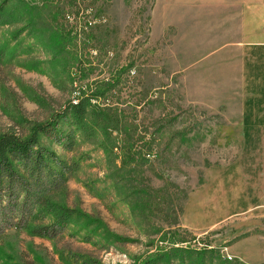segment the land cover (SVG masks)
Masks as SVG:
<instances>
[{"label": "rangeland", "instance_id": "374dc122", "mask_svg": "<svg viewBox=\"0 0 264 264\" xmlns=\"http://www.w3.org/2000/svg\"><path fill=\"white\" fill-rule=\"evenodd\" d=\"M193 1L6 3L0 134L25 136L80 87L98 82L106 91L97 103L115 114L119 131L96 132L88 142L78 135L70 151L40 140L59 157L78 160L65 205L94 218L97 230L104 227L115 240L99 232L84 242L83 233L69 235L72 229L51 242L5 231L0 264H82L79 256L91 264H137L171 246L209 250L206 264H264V207H247L264 202V189L241 183L264 171V145L245 154L259 152L257 159H238L245 146L226 139L219 114L235 111L239 97L198 90L200 64L209 57L192 49L191 25H176L177 11ZM201 82L215 89L216 82Z\"/></svg>", "mask_w": 264, "mask_h": 264}, {"label": "trees", "instance_id": "16d2710c", "mask_svg": "<svg viewBox=\"0 0 264 264\" xmlns=\"http://www.w3.org/2000/svg\"><path fill=\"white\" fill-rule=\"evenodd\" d=\"M8 2H0V26L9 17L5 8ZM100 87V82L80 87L48 120L31 124L23 137L0 134V237L12 230L51 242L72 229L69 235L83 233L84 242H91L99 232L98 237L114 239L104 227L97 230L99 224L94 218L63 201L66 182L76 171L78 160L63 159L40 144L45 139L62 151H70L78 135L88 142L96 132L109 135L110 131H119L115 114L97 103L106 91ZM126 156L131 160L129 148ZM212 255L206 249L171 246L139 259L137 264H206V259L212 261ZM77 259L82 264L92 263L81 256Z\"/></svg>", "mask_w": 264, "mask_h": 264}, {"label": "crops", "instance_id": "0c3cea01", "mask_svg": "<svg viewBox=\"0 0 264 264\" xmlns=\"http://www.w3.org/2000/svg\"><path fill=\"white\" fill-rule=\"evenodd\" d=\"M189 5L177 11L176 25H191L192 49H203L200 57L206 52L209 57L206 64H200L198 90H209V96H230L233 90L239 97L235 111L219 114L223 116L220 128L226 130V139L235 138L232 143L245 146L238 159H257L259 152L250 157L245 154L255 151L249 146L264 145V0H194ZM201 81L216 82L215 89L211 83L209 89L203 88ZM231 130H236L235 136L228 137ZM241 183L244 188L264 189V171L242 177ZM262 202L247 207H264ZM222 220L217 218L202 230Z\"/></svg>", "mask_w": 264, "mask_h": 264}, {"label": "built area", "instance_id": "2783aa9c", "mask_svg": "<svg viewBox=\"0 0 264 264\" xmlns=\"http://www.w3.org/2000/svg\"><path fill=\"white\" fill-rule=\"evenodd\" d=\"M224 258L227 259V260L231 259L230 256H228V255H225Z\"/></svg>", "mask_w": 264, "mask_h": 264}]
</instances>
